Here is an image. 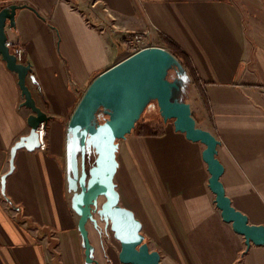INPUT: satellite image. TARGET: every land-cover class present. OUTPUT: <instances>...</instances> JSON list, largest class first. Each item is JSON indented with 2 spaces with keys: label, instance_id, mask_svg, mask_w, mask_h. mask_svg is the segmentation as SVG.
Returning a JSON list of instances; mask_svg holds the SVG:
<instances>
[{
  "label": "crops",
  "instance_id": "1",
  "mask_svg": "<svg viewBox=\"0 0 264 264\" xmlns=\"http://www.w3.org/2000/svg\"><path fill=\"white\" fill-rule=\"evenodd\" d=\"M11 4L34 9L17 10L5 34L24 48L42 94L26 84L48 121L45 149L18 150L2 190L31 111L0 56V264H88L68 187L67 127L133 33L182 54L191 71L176 58L186 87L177 100L218 141L220 182L233 208L264 226V0H0V8ZM116 142L119 205L139 221L161 264H264V245L247 247L222 220L203 144L167 123L162 136L130 133ZM97 223L86 224L94 264H122L120 243Z\"/></svg>",
  "mask_w": 264,
  "mask_h": 264
},
{
  "label": "water",
  "instance_id": "2",
  "mask_svg": "<svg viewBox=\"0 0 264 264\" xmlns=\"http://www.w3.org/2000/svg\"><path fill=\"white\" fill-rule=\"evenodd\" d=\"M28 8V5L11 4L0 8V56L7 68L17 74L18 86L24 99L23 106L31 111L27 123L29 134L22 136L10 150L9 171L2 176V190L5 180L14 170V159L18 150L25 149L32 152L39 148L37 127L48 121V117L36 105V100L26 84L27 78L34 82L30 74L29 63H17L15 56L5 46L7 40L5 29L7 22L13 28L17 10ZM113 68L112 73L104 80L99 89L89 101L88 94L104 72ZM177 69V75L183 73L179 61L167 50L156 55L153 49L143 55H133L125 58L109 69L99 74L89 85L74 111L67 127V153L69 190L74 192L72 209L78 214V230L83 239L85 260L94 264L91 257L86 224L91 222L95 227L98 223L94 217L109 226L113 237L120 243L119 261L122 264H161L157 252L149 251L141 234V224L134 214L119 205V194L114 183V176L118 163L116 141L124 139L130 134L135 122L149 102L157 104L159 115L164 122L173 121L176 132L183 133L192 142H200L205 146L202 152L203 161L207 164L210 178L209 188L215 195V204L224 222L230 223L233 231L243 236L245 244L264 245V226L250 225L245 215L235 210L229 198L225 195L220 182L223 167L216 159L218 141L207 131L196 127L188 104L179 102L175 97V90L180 82L175 79H165L169 69ZM36 86L41 93L38 83ZM104 109L107 115L103 123H95L98 110ZM86 149H93L96 154L94 165L84 169ZM80 152L81 169L78 173L77 152ZM78 188L80 191L78 192ZM104 197V202L98 208V198Z\"/></svg>",
  "mask_w": 264,
  "mask_h": 264
},
{
  "label": "rangeland",
  "instance_id": "3",
  "mask_svg": "<svg viewBox=\"0 0 264 264\" xmlns=\"http://www.w3.org/2000/svg\"><path fill=\"white\" fill-rule=\"evenodd\" d=\"M156 42H152V41H145V43L142 45V48L143 46L146 47V46H156ZM160 47V46H158ZM132 53V51L130 49H126L124 51V54L122 55V60L127 58L128 56H130ZM121 60V61H122ZM177 72L178 70L177 69H169L167 72H166V76H165V79L168 80V81H173L175 79L179 80L180 84L182 85L184 82H183V78L182 76L184 75V71H183V74L181 75H177ZM179 87V89L175 90V97H178V96H182L184 95L186 92V87H183L181 86ZM107 118V115L104 113V109L103 108H100L98 110V114H97V117L95 118V123L99 122V118ZM142 119L144 120H150V119H155L158 117V107H157V104L156 102L154 101H151L149 102V104L147 105V107L145 108L143 114H142ZM168 125H172L173 126V121L172 120H168L166 122ZM80 152L78 150L77 152V163H78V173H80V165H81V158H80ZM95 158H96V154L94 153L93 149H86V152H85V157H84V169H85V172L87 173V176H88V170L94 165V162H95ZM78 192L80 191V189L78 188L77 190ZM104 197H99L98 198V208L100 207V205L104 202ZM98 215L95 213V218H97L98 220ZM102 222V225H101V228L103 227L102 229V236H108V238H111L113 236V233L111 232L109 226L105 227V224L103 221Z\"/></svg>",
  "mask_w": 264,
  "mask_h": 264
},
{
  "label": "built area",
  "instance_id": "4",
  "mask_svg": "<svg viewBox=\"0 0 264 264\" xmlns=\"http://www.w3.org/2000/svg\"><path fill=\"white\" fill-rule=\"evenodd\" d=\"M146 38H147V35L145 34L143 35L140 33H133L129 35L128 37H126L124 42H125L126 48L130 49L132 53H134L142 48V45L145 43ZM5 46L8 47L10 52L15 56L17 63L26 64L25 51L21 45L6 40ZM32 83L36 85L37 81L35 77H34V82L32 81ZM36 132L38 135L39 149L44 150L46 147V143H45V127L43 126V123H41L37 127Z\"/></svg>",
  "mask_w": 264,
  "mask_h": 264
},
{
  "label": "trees",
  "instance_id": "5",
  "mask_svg": "<svg viewBox=\"0 0 264 264\" xmlns=\"http://www.w3.org/2000/svg\"><path fill=\"white\" fill-rule=\"evenodd\" d=\"M167 47L169 48V52L177 59L183 62L185 68L190 72V68L184 60L182 54L173 46V44L166 42ZM145 110V109H144ZM144 112V111H143ZM142 112V114H143ZM141 114V116H142ZM135 122V125L130 133L137 136H162L164 134V127L166 122L163 121L162 117L159 115L155 119L144 120L142 117ZM105 118H99V122L103 123Z\"/></svg>",
  "mask_w": 264,
  "mask_h": 264
},
{
  "label": "bare ground",
  "instance_id": "6",
  "mask_svg": "<svg viewBox=\"0 0 264 264\" xmlns=\"http://www.w3.org/2000/svg\"><path fill=\"white\" fill-rule=\"evenodd\" d=\"M149 49H153L156 53V55H160L162 52L165 51L164 48L162 47H158V46H146V47H143L141 48L140 50L132 53L130 56L128 57H131L133 55H143L147 50ZM127 57V58H128ZM113 71V68H111L109 71L107 72H104L103 74H101L102 76L100 77V79L97 81V83L94 85V87L92 88L91 92L88 94V97L86 99V101H89L92 96L94 95V93L99 89V87L101 86V84L104 82V80L112 73ZM69 124V123H68Z\"/></svg>",
  "mask_w": 264,
  "mask_h": 264
}]
</instances>
